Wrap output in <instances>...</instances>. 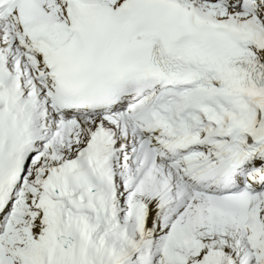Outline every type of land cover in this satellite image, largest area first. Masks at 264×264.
I'll return each mask as SVG.
<instances>
[{
	"label": "snow or ice",
	"instance_id": "snow-or-ice-1",
	"mask_svg": "<svg viewBox=\"0 0 264 264\" xmlns=\"http://www.w3.org/2000/svg\"><path fill=\"white\" fill-rule=\"evenodd\" d=\"M0 264H264V0H0Z\"/></svg>",
	"mask_w": 264,
	"mask_h": 264
}]
</instances>
